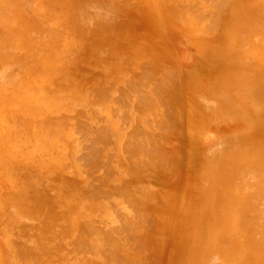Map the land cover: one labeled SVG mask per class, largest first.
I'll list each match as a JSON object with an SVG mask.
<instances>
[{"label":"rangeland","instance_id":"1","mask_svg":"<svg viewBox=\"0 0 264 264\" xmlns=\"http://www.w3.org/2000/svg\"><path fill=\"white\" fill-rule=\"evenodd\" d=\"M262 87L264 0H0V264H264Z\"/></svg>","mask_w":264,"mask_h":264},{"label":"bare ground","instance_id":"2","mask_svg":"<svg viewBox=\"0 0 264 264\" xmlns=\"http://www.w3.org/2000/svg\"><path fill=\"white\" fill-rule=\"evenodd\" d=\"M235 30H236V28H235ZM233 31V30H232ZM237 31V30H236ZM235 31V32H236ZM231 34H233V32L231 33ZM235 34V33H234ZM233 34V35H234ZM232 35V36H233ZM225 36V35H224ZM228 36V35H227ZM223 37V36H222ZM226 37V36H225ZM235 58V57H234ZM257 94H258V96H256L257 98L256 99H254L253 98V103L255 102V115H256V117H258L259 118V116H260V113H259V109L261 108V105H259V102H260V100L262 101H264V87H262L260 90H258L257 91ZM259 105V106H258ZM257 106H258V108H257ZM186 112V111H185ZM262 138H261V142H262V146H260V147H258V148H256L255 150H254V152L252 151V152H249V151H247L243 146H240V145H238V144H236V143H229V146H227L222 152H221V156H219V154H217L216 156H218V160H221V159H223L224 157H225V155L227 156V158L230 160V161H232V160H236V161H242V160H245L246 162H247V164L249 163V162H251L252 160H254V159H256V158H259L260 160H259V165H258V168L257 169H255V171H257V172H262V171H260V169H261V167H263L264 166V130H262ZM248 144L250 145L251 144V142H248ZM215 156V157H216ZM237 156H242V159L241 158H239V157H237ZM246 156H251V157H249V158H247ZM214 157V158H215ZM212 158V160H213V157H211ZM227 158H224V160H227ZM212 162V161H211ZM214 165V164H213ZM217 167L215 168L216 170H218V169H221V170H223L225 173L224 174H220V176L221 177H225L226 175H227V173L228 172H233V168H232V166L229 164V161H219V162H217V165H216ZM256 173V172H255ZM215 175H217V174H215ZM131 227V226H130ZM106 237H107V235H106ZM104 239V238H103ZM105 240V239H104ZM108 240H109V238H108ZM110 242V241H109ZM85 243V242H84ZM89 242H86L85 243V245L86 244H88ZM94 244V248L95 247H97L98 246V244H97V246L95 245V241L94 242H92V245ZM80 245V244H79ZM90 245H91V243H90ZM91 245V246H92ZM84 247V246H83ZM90 248V247H89ZM93 248V249H94ZM99 248V247H98ZM97 248V249H98ZM92 249V248H91ZM99 250V249H98ZM97 250V251H98ZM101 262H103V261H101Z\"/></svg>","mask_w":264,"mask_h":264}]
</instances>
